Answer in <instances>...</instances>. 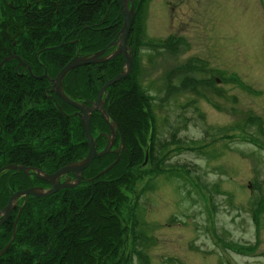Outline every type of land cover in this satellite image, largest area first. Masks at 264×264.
I'll use <instances>...</instances> for the list:
<instances>
[{"label": "rangeland", "instance_id": "1", "mask_svg": "<svg viewBox=\"0 0 264 264\" xmlns=\"http://www.w3.org/2000/svg\"><path fill=\"white\" fill-rule=\"evenodd\" d=\"M142 5L134 21L147 37L162 40L173 31L192 45L135 50L130 31L128 75L151 95L150 125L166 170L150 181L149 162L136 169L126 223L131 227L135 214L137 230L149 236L143 250L150 264H264V0ZM192 53L202 57L188 71L183 63ZM125 240L129 250L131 233Z\"/></svg>", "mask_w": 264, "mask_h": 264}, {"label": "trees", "instance_id": "2", "mask_svg": "<svg viewBox=\"0 0 264 264\" xmlns=\"http://www.w3.org/2000/svg\"><path fill=\"white\" fill-rule=\"evenodd\" d=\"M119 8V0H0V60L7 54L17 53L34 70L33 74L27 71V65L20 63L18 57L9 58L0 67V123L6 130L5 135L0 136V145L6 148L4 160L27 161L21 149L31 147L27 143L29 138L17 135L14 123L21 102L28 96L39 101L45 98L44 90L50 92L51 80L46 76L37 77L41 73L38 68L45 66L49 76H54L78 51L88 54L107 46L123 24ZM133 22L131 44L135 50L147 46L158 50L159 46L177 52L181 46H188L187 41L175 32L154 41L146 36L141 23ZM183 41L186 42L181 45ZM199 59L188 58L183 63L186 70H191L189 64L197 63ZM123 63L124 57L119 55L101 64L76 67L64 78V89L70 98H93L106 80L104 77L115 75ZM193 68L200 69L198 66ZM131 78L132 75H128L120 80L121 85L114 90L109 107L123 132L126 148L122 157L100 175L97 173L118 155L107 152L97 157L90 165L91 175H96L97 179L86 185L65 187L60 202L48 198L27 202L17 223L19 243L12 244L0 264H127V261L132 264L137 259L150 264L148 253L143 250L149 236L137 230L135 214L133 225L129 227L125 206L129 201L128 191L135 188L138 167L148 162L153 166L147 170L150 181L166 169L164 158L160 157L163 143L153 140L158 135L150 125L151 95L139 80ZM188 79L185 78V84ZM114 85L108 89L113 90ZM192 85V89L201 93L196 85ZM210 86L215 90V84ZM46 103L44 107L32 108L20 124L26 132L29 128L33 133L37 132L41 150L36 158L46 162L50 157L51 162L57 161L58 165L64 156H71L73 160L82 158L89 145L79 118L60 113L51 95ZM71 108L72 105L63 103L66 113ZM91 123L92 131L98 135V144L105 142L100 132L109 129L108 122L95 111ZM151 132L153 143L147 152ZM14 176H19L17 181L21 183V171ZM3 185L7 190V185ZM8 194L0 192V207ZM12 229L11 223L5 233L11 234ZM128 233L132 236L129 250L125 240Z\"/></svg>", "mask_w": 264, "mask_h": 264}, {"label": "flooded vegetation", "instance_id": "3", "mask_svg": "<svg viewBox=\"0 0 264 264\" xmlns=\"http://www.w3.org/2000/svg\"><path fill=\"white\" fill-rule=\"evenodd\" d=\"M136 4L137 3H135V6H136ZM120 6H121V4H120ZM119 11H121L120 8H119ZM121 15H122V18L124 20V14L122 11H121ZM171 32H173V31H171ZM178 36L183 37L181 34H179ZM184 42H186V41H183L181 45H184ZM187 44H188V46H185V47H189V49H190L192 43L187 41ZM173 45H175V44H173ZM103 47H105V46H103ZM101 49H103V48H101ZM101 49H98V50H101ZM110 49L111 48L108 47V50L104 54L110 53L109 52ZM92 53H93V51H92ZM92 53H88V54L91 55ZM10 54H7V55H10ZM77 54L81 55V54H87V53H83V52L78 51ZM7 55H5V56H7ZM192 56H195L197 58L202 57L200 54L192 53L191 56L188 58H191ZM70 58H72V57H70ZM1 60H0V62H2ZM7 60L8 59H6L5 61H7ZM103 62L98 61V62H92V63H100L101 64ZM92 63H89V64H92ZM25 65H27L26 70L33 74L34 70H32V67H30V64L28 63V61ZM77 67H79V66H77ZM75 68L76 67H74V69ZM38 69L40 70L41 73H38L37 77L38 76L41 77L42 75L46 74L44 76L48 77L51 80L50 81L51 83H50L49 88H48V90L50 92L44 90L43 92H44L45 98H42L39 101L35 100L34 98H30L28 96L23 102H21V106H20V108L16 114L17 115L16 116V122L14 123V126H15L14 132L17 135H20V136L24 135L25 137L29 138V141L27 143L29 145H31V147H33V148L30 147V148H22L21 149V151L25 155V159H27V161L20 159V161H9L8 162V161L4 160V154H5L6 148L4 146L0 145V160H1V162H0V192H9V194L7 195V198L4 202V205L2 207H0V220H2L4 218L5 215L3 213V208L8 204L7 202L10 198V195L13 194L14 192L21 191V190H24L27 188H32V187L35 188L36 190H39V191H47V190L51 189L55 183L56 184L57 183L61 184V183H65V182L75 183L76 181H78V178L76 175V170H73V169L62 170V169H64V167L66 165H69L71 163H74L75 161L83 159L86 156V154L88 153V151H87L85 153V155L82 156V158L78 157V159H75V160H73V158L71 156H64V158H62L60 160V165H58L57 161L51 162L52 158H50V157H47L46 162H40L39 158H36L38 156L39 151L41 150V148L38 147L39 143H38L37 132L33 133L31 128H29V131L26 132L25 130H23L22 126H20V124L24 121V119H26L28 117L29 112L32 108L44 107L47 104L46 99L50 98V95H51L54 99V102H56L55 104H57L56 106H57L58 111L60 113L67 114V115H74V116L78 117L80 122L82 123L81 117L78 113V112H81V109L78 106H76L75 104H73V103L71 104L70 102H68L56 90L55 80H53V78L57 75V73L54 76L53 75L49 76L50 75L49 71L47 70V68L45 66L39 67ZM23 71L25 72V69ZM64 78H63V80H64ZM109 86H111V85H109ZM109 86L106 88L105 93L103 95V99L105 100L104 101V109L107 108L108 111H109V107L113 101L112 98L114 97V95H113L114 91L108 89ZM63 89H64V81H63ZM99 90L93 98L74 99L73 97L70 98L64 89V91L66 92V95L71 100L73 99V100H76L80 103L87 102L88 104H92L91 103L92 100L97 98ZM63 103L70 104V105H72L73 108H71L69 110V112L66 113L65 110L63 109ZM95 111H97L103 117V119L106 122H108L104 118V114L102 111H100V110H95ZM95 111H93V113H95ZM110 113H111V111H110ZM111 117L114 118L112 114H111ZM3 121H6V119H3ZM116 122H119V121L116 120ZM108 124H109V122H108ZM82 125H83V123H82ZM83 130H84V134H85L84 125H83ZM5 132H6V130H5L4 125L0 123V136L1 137L4 136ZM103 132H106L104 137H105V141L107 143V140H108L107 134L108 133L111 134L110 124H109V129L106 131H103ZM103 132H100V133H103ZM116 133L117 134H116L115 139L112 143L113 144L112 151H110V152H115L118 155V152H117V149H118L119 153L121 152L120 154L122 155V151L126 148V144L124 143V136H123V132H121V127H119V128L117 127ZM122 136H123V142H121ZM95 137H97V135H95ZM85 140L87 141V134H85ZM14 144H16V143H14ZM87 144H88V141H87ZM97 144H98V141H97ZM99 145L100 144H98V149H99ZM88 150H89V148H88ZM99 150H102V149H99ZM90 165H87L86 168H84L79 173V177H81V178H80L78 184H76V185H86L88 181L93 182L91 179L92 177L97 179L96 175H94V176L91 175ZM60 170H62V172H60L59 174H56L53 178L50 177L51 175L57 173ZM20 171H21V179H22L21 183H19L17 181L19 179V176H14L15 174H17ZM11 173H13L14 175H12ZM3 183H5L7 185V190L4 187ZM76 185H65L63 187H59V188L55 189L53 192H51L49 194H43V195H37L35 193H28V192H23V191L20 194L16 195L15 200H14L15 204H14L13 208L11 209V211L8 213L9 214L8 217L5 220L0 222V251L2 250V247L5 244H7L9 241H11L10 245L7 247V249L0 255V260H2V257L5 256L6 253H8L7 251L10 250L13 243H15V244L19 243V240L16 236L17 228H18L17 223H18V220L21 216V212H22L24 206L27 204V202L32 201V199H43V198H48L54 202L55 201L60 202V200H62V198H63V195L65 194V190H63V189H65V187H76ZM11 223L13 225L12 233L11 234L5 233L6 228ZM13 233H15L14 236H13ZM3 234H4V237H1Z\"/></svg>", "mask_w": 264, "mask_h": 264}, {"label": "water", "instance_id": "4", "mask_svg": "<svg viewBox=\"0 0 264 264\" xmlns=\"http://www.w3.org/2000/svg\"><path fill=\"white\" fill-rule=\"evenodd\" d=\"M143 2V0H140V2L135 6L136 0H120V10L123 12L124 14V20H123V25L120 28V30L117 32V37L110 42L107 46L103 47V49L101 50H97L95 52H93L91 55L90 54H75L72 56V58H70V60L63 65L60 68V71L57 73V75L53 78V80H55V87L56 90L59 92V94L65 98L68 102H70L71 104H75L76 106H78L81 109V112H78L80 117H81V121L84 125V129H85V134H87V141H88V145H89V150L88 153L86 154V157L83 158L82 160L79 161H75L74 163H71L69 165H66L64 167V169L62 170H68V169H73L76 170V175L78 178V181H76L75 183H70V182H65V183H55L53 185V187L47 191H39L36 190L35 188H27L21 191H16L13 194L10 195V198L8 200V204L3 208V213H4V218L1 221L5 220L8 217V213L11 211V209L14 206V200H15V196L20 194L22 191L23 192H28V193H35L37 195H43V194H49L51 192H53L55 189L59 188V187H63L65 185H76L78 184L79 180L81 177H79V173L86 168L87 165L91 164L97 157L99 156H103L105 154H107V152L111 151V147H112V143L115 139L116 136V129L117 127H120L119 122H116V120L114 118L111 117V113L110 111H108L107 108L104 109V99H103V95L105 93L106 88L111 85L114 84L116 81L125 78L126 75H128L132 69H133V62H134V49L132 48V46L128 43V38L130 35V30L132 29L133 26V21L134 18L137 14V10L139 9L141 3ZM115 48L112 52L108 53V54H104L107 50L108 47L114 46ZM122 53L123 55H125V68L122 69L120 72H118L117 74H115V76L107 79L104 84L99 88V93L97 95V98L92 100V104H88L87 102H83L80 103L76 100H71L67 95L66 92L63 89V78L72 70L74 69V67L77 66H82V64H86V63H92V62H98V61H103L105 59H110V58H114L115 55ZM14 56H17L20 60V63H25L24 60L21 59V57L17 54H10L5 56L0 62V66H2L4 64V61L8 58H12ZM46 75V74H44ZM42 75V76H44ZM95 110H100L103 112L104 114V118L109 122L110 124V129H111V134H107L108 135V140H107V145L102 149L99 150L98 149V144H97V140L94 136V134L92 133V114L93 111ZM121 142H123V136L121 139ZM121 157V154H119V156L110 164H108V167L102 169L98 174H103L105 172H107L110 168L113 167V165L115 163H117V161H119V158ZM147 159V158H146ZM62 170L58 171L57 173L51 175L50 177L53 178L56 174H59L60 172H62ZM92 180H94V178H91ZM15 235V233H13V236ZM11 242V241H10ZM10 242H8L7 244H5L2 247V250L0 251V255L7 249V247L10 245Z\"/></svg>", "mask_w": 264, "mask_h": 264}, {"label": "bare ground", "instance_id": "5", "mask_svg": "<svg viewBox=\"0 0 264 264\" xmlns=\"http://www.w3.org/2000/svg\"><path fill=\"white\" fill-rule=\"evenodd\" d=\"M86 64H89V63H86ZM83 65V64H82Z\"/></svg>", "mask_w": 264, "mask_h": 264}]
</instances>
